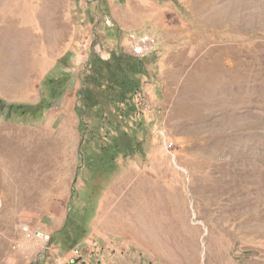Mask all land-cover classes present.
Returning <instances> with one entry per match:
<instances>
[{"label":"rangeland","instance_id":"374dc122","mask_svg":"<svg viewBox=\"0 0 264 264\" xmlns=\"http://www.w3.org/2000/svg\"><path fill=\"white\" fill-rule=\"evenodd\" d=\"M0 264H264V0H0Z\"/></svg>","mask_w":264,"mask_h":264},{"label":"trees","instance_id":"16d2710c","mask_svg":"<svg viewBox=\"0 0 264 264\" xmlns=\"http://www.w3.org/2000/svg\"><path fill=\"white\" fill-rule=\"evenodd\" d=\"M109 63L114 64L113 70L111 69V71H113L115 74L118 75V76H115L113 78H114V81L119 82L116 85L118 87H120V89H124V90L131 92V91L137 90L139 88L136 80L128 79V77L131 75V73L136 70L137 65H136V59L134 57H130V56L122 57V55L113 54V56L111 58V62L109 60ZM94 74H95V69L92 68V74L90 75V77H93ZM95 83H96V85L100 84L98 81H96ZM92 84H93V81H92ZM85 85H87V86L83 88L82 92H86L87 96L86 97L84 95L82 96V93H80V96L84 100V103H86V106H88V104H89L88 99L92 100V101L95 100L98 102L97 105H101L104 107L105 111L108 113L107 116L108 117L111 116L110 111H108L106 109L107 104H105V102H104V100H105L104 96H103L104 91L100 92L99 89H97L96 91H95V89H91L89 87V85L87 84V82L85 83ZM107 89L110 90V86ZM90 92H92L94 95L90 96L89 95ZM113 93H114V91H111V94H110L111 97H112ZM35 108H36L35 106H32V107H29V110L35 109ZM18 109H20L22 112L28 110V109L23 110V107H18ZM78 110H81V108H79ZM102 111H103V109H102ZM81 115H83V112L81 113ZM82 123H84V122H82ZM134 145H136V146L134 147ZM137 146H138V144L135 143L134 140L127 139V138H122L121 140H118L116 138V140L114 141V143L112 145L113 152H112L110 159L113 162L117 155H119L121 153L124 155L128 154V153L132 152V150H135V148H137Z\"/></svg>","mask_w":264,"mask_h":264},{"label":"built area","instance_id":"2783aa9c","mask_svg":"<svg viewBox=\"0 0 264 264\" xmlns=\"http://www.w3.org/2000/svg\"><path fill=\"white\" fill-rule=\"evenodd\" d=\"M50 240L48 233L29 225H23L21 240L18 242L17 248L26 259L38 257L47 248Z\"/></svg>","mask_w":264,"mask_h":264},{"label":"bare ground","instance_id":"6f19581e","mask_svg":"<svg viewBox=\"0 0 264 264\" xmlns=\"http://www.w3.org/2000/svg\"><path fill=\"white\" fill-rule=\"evenodd\" d=\"M119 220H120L119 217H116V218H115V221H119ZM125 225H126V224H125ZM121 229H123V228H120V230H121ZM133 229H134V228H133ZM135 230H136V229H135ZM132 232H133V231H132Z\"/></svg>","mask_w":264,"mask_h":264}]
</instances>
